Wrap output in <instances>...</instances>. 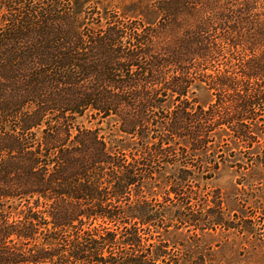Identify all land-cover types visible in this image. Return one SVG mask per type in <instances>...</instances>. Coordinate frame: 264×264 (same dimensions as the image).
I'll list each match as a JSON object with an SVG mask.
<instances>
[{"label": "trees", "instance_id": "trees-1", "mask_svg": "<svg viewBox=\"0 0 264 264\" xmlns=\"http://www.w3.org/2000/svg\"><path fill=\"white\" fill-rule=\"evenodd\" d=\"M101 1L0 0V264H180L155 234L201 224L189 156L260 124L264 0H146L138 19Z\"/></svg>", "mask_w": 264, "mask_h": 264}, {"label": "rangeland", "instance_id": "rangeland-1", "mask_svg": "<svg viewBox=\"0 0 264 264\" xmlns=\"http://www.w3.org/2000/svg\"><path fill=\"white\" fill-rule=\"evenodd\" d=\"M145 3L146 0H103L100 8L121 13L125 11L127 18L138 19V10ZM132 4L136 5L128 9ZM193 91L197 105L207 108L214 103L211 91L204 85H197ZM261 105L263 107L254 112L260 124L250 129L252 139L249 142L238 141V134L222 126L216 129L221 138H217L212 152L189 156L188 159H193L195 175L186 191L191 204L184 214L198 217L201 224L170 222L162 233L155 234V241L167 246L170 259L180 264H264V103ZM76 124L87 129H98L112 151L118 146L128 152L127 147H131L128 144L132 145L128 141L119 142L115 119L99 122L85 117L78 119ZM209 141L213 142L214 139ZM214 164L217 169L211 166ZM209 167V174L202 173ZM175 169L166 167L163 181L172 179ZM157 199L159 202L155 206L160 210L166 206L161 203L165 201L161 197ZM168 211L169 218L174 221L172 216L177 210L174 207L168 208ZM19 213L13 211L12 214L17 217ZM213 215L221 221L220 224L204 225L212 221L210 217Z\"/></svg>", "mask_w": 264, "mask_h": 264}]
</instances>
